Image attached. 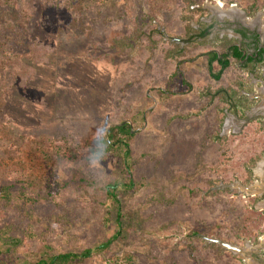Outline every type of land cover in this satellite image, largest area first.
Segmentation results:
<instances>
[{
    "label": "rangeland",
    "instance_id": "rangeland-1",
    "mask_svg": "<svg viewBox=\"0 0 264 264\" xmlns=\"http://www.w3.org/2000/svg\"><path fill=\"white\" fill-rule=\"evenodd\" d=\"M75 1L0 5V55L25 52L33 41L46 49L42 64L14 80L0 109L12 137L0 141V158L11 143L24 152L0 167V186L36 198L31 218L0 200V227L11 223L20 240L8 263L90 249L75 264H264V61L245 69L230 60L223 78L209 83L215 86L197 75L201 91L186 100L190 88L175 83L178 75L169 78L182 61L203 71L207 52L221 57L223 44L243 47L240 27L264 41V0H191L188 13L182 0H80L81 11H69ZM152 30L161 39L154 50ZM133 31L139 34L124 41ZM218 89L230 92L213 96ZM122 122L134 134L131 188L123 147L100 159L89 152ZM50 171L58 183L51 193Z\"/></svg>",
    "mask_w": 264,
    "mask_h": 264
},
{
    "label": "trees",
    "instance_id": "trees-1",
    "mask_svg": "<svg viewBox=\"0 0 264 264\" xmlns=\"http://www.w3.org/2000/svg\"><path fill=\"white\" fill-rule=\"evenodd\" d=\"M92 1H104V0H92ZM184 4V12H192L189 9L191 6L192 1L191 0H182ZM2 3V0H0V5ZM82 2L80 0L75 1V4L68 8L69 11H73V9L76 10V12H80L82 5ZM76 5V6H75ZM126 6V5H125ZM129 8V7H127ZM183 12V14H184ZM152 18V16H150ZM184 20V19H183ZM8 24V23H7ZM12 28V26H10ZM154 28V27H153ZM155 31H149L147 36V45L150 50L157 49L160 43V40H156V35H159L154 33ZM194 32L196 36H202L203 33L200 31H190ZM245 37V34L243 32H239ZM136 34H139L138 31L130 32L128 35L125 36L124 41L129 40L133 37H135ZM190 38V37H189ZM193 39V38H190ZM1 42V41H0ZM231 44H223V48L227 49ZM172 53L173 56L180 55V52L176 49H174ZM46 49L45 47H41V43L38 41H33L31 44L28 45V50L23 51H16L11 54L7 53V55H0V109H2L5 105V99L6 97L12 93L13 88L16 86L15 81L20 82L24 76H26L27 73L32 72L34 66L40 65L44 62L43 58L46 56L45 53ZM172 51V50H171ZM230 53L221 55V57L218 56L217 52L215 51H209L207 52V71L209 76L215 80L218 81L223 74L224 70H226L230 65V60H233L237 63H240L244 61V64L242 65L243 68L248 69L250 68V64L254 63L252 58H247L241 54V51L237 47H232L229 49ZM177 54V55H176ZM166 58H170L171 56L169 54L165 55ZM261 59H258L255 63H260ZM216 63L219 66V70L216 73L212 72V64ZM177 69L176 73H174V76L177 75ZM221 92H224L225 94H228L227 92H230L228 89H225L222 91V89H218L215 94L220 95ZM224 96V95H223ZM134 137L133 132L131 131L130 124H127L126 122H122L118 125H113L109 128H107L104 137L95 139V142L99 144V148H95L94 146L89 147L90 154L96 158L100 159V157H104L111 153L112 150L116 147H123L124 149V156L126 160H124V168L123 173H125L126 177L130 178L128 180L127 184H124L125 187L131 188L133 185L132 180V171L128 164L127 158H129L130 155V149H129V143L130 139ZM0 141H12V137L9 135V131L7 130V126L5 123H0ZM11 143L10 146L7 147V149L4 150V158H0V167L1 166H10L13 161L16 159H19V153L24 155V152L21 148H14ZM47 157V154L44 153ZM74 155L70 154L69 159L73 158ZM48 158V157H47ZM49 180H46V188L49 191V193L53 192L52 188L54 185L58 186V183L53 179V172L50 171L48 173ZM115 186L108 185L106 187L107 196L111 197L112 199H115L117 201V197L114 194ZM56 195V194H54ZM0 200L2 201V205L5 208H14L19 210V212L28 218H31L29 209L30 207L36 203V198L34 195H29L24 189H18L16 192H13L11 190V186H0ZM120 216L117 213L116 217V224L118 227H120L121 223L119 221ZM13 231V225L11 223H7L0 227V240L4 244V248L2 251H0V257H6L7 260L0 261V264H9L8 261L12 259V255L18 248L20 244V240L15 239L12 236ZM116 234H119V232H116ZM27 239L34 238V234L31 232L26 233ZM113 241V238L106 240L104 243L100 244L98 246L99 250L101 252H106L111 243ZM91 250L90 249H83L82 251L78 253H71V252H64V251H55L54 253H46L43 258L38 260L35 264H75L77 262L84 261V259L88 258L90 256ZM125 260H128V262L131 261V256L124 255L122 257ZM12 264V262H11Z\"/></svg>",
    "mask_w": 264,
    "mask_h": 264
},
{
    "label": "crops",
    "instance_id": "crops-1",
    "mask_svg": "<svg viewBox=\"0 0 264 264\" xmlns=\"http://www.w3.org/2000/svg\"><path fill=\"white\" fill-rule=\"evenodd\" d=\"M205 61H204V68H203V71H198L197 69H194V67H190V65L191 64H189L191 61H189V62H186V61H182L177 67L179 68V67H181L182 68V70H180L179 71V69H177L178 71H177V75H178V77H179V79L178 80H174L175 81V83L177 84V85H179V86H181V88L182 87H185L186 89L189 87L190 88V90H188V91H186L185 93H182V96H184L183 98H185V100H186V98L188 97V96H191V95H196L195 96V98L197 97V93H195L194 94V92H196L195 90H198V92H200L201 91V85H200V83H198V81H197V75H199V76H202V77H204V78H206L207 77V79H206V83L207 84H205L206 86L207 85H210V86H215L214 84H209V83H212V78L209 76V74H208V71H207V56L205 55ZM195 63V62H194ZM216 68H218V69H216ZM215 69H216V71H215ZM219 70V66L216 64V63H213L212 64V72L213 73H216L217 71ZM155 71H157V70H155V69H153L152 67H151V74L152 75H154V74H156L157 72H155ZM224 72H225V70H224ZM223 72V73H224ZM174 73H176V68L175 69H173L170 73H169V78L171 77V76H173L174 75ZM157 75V74H156ZM223 75V74H222ZM157 78H154V79H156V81L158 80V76H156ZM211 78V79H210ZM223 77L221 76L220 77V79L218 80V81H220L221 79H222ZM202 84H204V83H202ZM208 87V86H207ZM210 90H212V89H210ZM211 92V91H210ZM213 96L214 95H216L215 93H211ZM224 100H226V98H224ZM192 107V106H191ZM253 110H255V109H253ZM260 111V109L259 108H257L256 109V111H254V112H256V113H258V111ZM261 112V111H260ZM262 113H263V111H262ZM255 114V113H254ZM229 121H231V120H229ZM231 124V126L230 127H232V126H234V127H236L237 125H236V123H233V122H231L230 123ZM240 125V124H239ZM238 125V126H239ZM247 125L248 124H246L245 126H244V124H242V125H240L239 126V128H237V129H241L242 127H247ZM249 126V125H248ZM227 129H229L228 127H227Z\"/></svg>",
    "mask_w": 264,
    "mask_h": 264
},
{
    "label": "flooded vegetation",
    "instance_id": "flooded-vegetation-1",
    "mask_svg": "<svg viewBox=\"0 0 264 264\" xmlns=\"http://www.w3.org/2000/svg\"><path fill=\"white\" fill-rule=\"evenodd\" d=\"M240 31L245 34V37L239 33ZM236 32L240 35L244 48L240 44H231L223 53H230V48L237 47L245 59L252 58L254 63L258 59H261V62L264 61V41L260 37V32L258 30H251L248 27H240ZM245 43L249 44V47L252 48V51H249L247 48L245 49Z\"/></svg>",
    "mask_w": 264,
    "mask_h": 264
},
{
    "label": "bare ground",
    "instance_id": "bare-ground-1",
    "mask_svg": "<svg viewBox=\"0 0 264 264\" xmlns=\"http://www.w3.org/2000/svg\"><path fill=\"white\" fill-rule=\"evenodd\" d=\"M216 8H217L218 11H220V4H218V5L216 6ZM261 167H262V166L260 165V166L256 169V173H257V174H260V172H259L260 169H259V168H261Z\"/></svg>",
    "mask_w": 264,
    "mask_h": 264
}]
</instances>
